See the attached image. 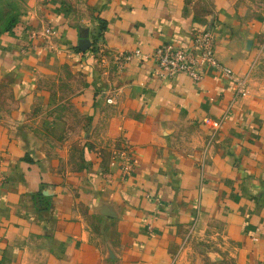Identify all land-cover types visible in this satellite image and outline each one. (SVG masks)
Wrapping results in <instances>:
<instances>
[{
	"label": "crops",
	"instance_id": "crops-1",
	"mask_svg": "<svg viewBox=\"0 0 264 264\" xmlns=\"http://www.w3.org/2000/svg\"><path fill=\"white\" fill-rule=\"evenodd\" d=\"M23 4L0 33V264H170L175 248L216 227L264 261L263 24L235 0ZM208 27L245 95L211 66L194 81L160 79L141 57L120 65L125 51L188 45ZM47 126L67 142L62 155L78 148L79 167L46 152ZM121 151L134 163L126 178L111 164Z\"/></svg>",
	"mask_w": 264,
	"mask_h": 264
},
{
	"label": "rangeland",
	"instance_id": "rangeland-1",
	"mask_svg": "<svg viewBox=\"0 0 264 264\" xmlns=\"http://www.w3.org/2000/svg\"><path fill=\"white\" fill-rule=\"evenodd\" d=\"M197 6H204L207 0H191ZM236 4L246 8L250 18H257L263 24V31L258 35L259 61L256 65V76L264 80V0H235ZM25 11L23 0H0V28H2L10 18L17 17L18 13ZM63 79V77H61ZM75 85V84H74ZM64 95L60 94L58 100H63ZM57 100V101H58ZM55 102V101H54ZM64 106L57 107L56 114H65ZM74 119L76 115L73 113ZM32 117V114L30 115ZM42 128L41 134L48 137L46 141V152L52 154L51 157L58 161V166L65 170L75 169L80 166L79 150L73 144L67 146L69 155L64 153L67 142L63 140H53L49 137L51 131L49 126ZM44 128V129H43ZM62 132L66 130L63 126H58ZM39 129V127H38ZM56 129V128H55ZM75 130V126L71 128ZM68 131V130H67ZM52 135V133H51ZM65 174V173H64ZM222 230L216 227L215 230H206L190 238L184 248H175L172 262L170 264H264L263 260H256L250 254L245 256L241 248H234L227 240L221 236ZM110 264H124L120 261H112Z\"/></svg>",
	"mask_w": 264,
	"mask_h": 264
},
{
	"label": "built area",
	"instance_id": "built-area-1",
	"mask_svg": "<svg viewBox=\"0 0 264 264\" xmlns=\"http://www.w3.org/2000/svg\"><path fill=\"white\" fill-rule=\"evenodd\" d=\"M51 33H53L52 26H46L42 31L44 36H48ZM214 44V31L208 27L194 32L188 45H178L169 42L162 43L147 55L139 48H135L121 53L119 61L120 65H123L136 57L150 59L155 64L154 73L160 79H170L179 73H184L194 81L202 77L204 68L211 66L219 70L223 76L231 78L234 81V97L245 95L247 91L245 78H238L231 68L223 65L216 59ZM205 123L217 125V122L211 119H206ZM111 164L118 165L121 178H126L133 170L134 165L127 151H121L118 157L112 160Z\"/></svg>",
	"mask_w": 264,
	"mask_h": 264
},
{
	"label": "trees",
	"instance_id": "trees-1",
	"mask_svg": "<svg viewBox=\"0 0 264 264\" xmlns=\"http://www.w3.org/2000/svg\"><path fill=\"white\" fill-rule=\"evenodd\" d=\"M21 13L22 12L18 13L17 17L10 18L8 22L2 28H0V33L10 31L14 27V25L17 23L19 15ZM100 27L101 28L104 27V21L102 19H100ZM24 159H26L27 161H31V159L27 155L24 156Z\"/></svg>",
	"mask_w": 264,
	"mask_h": 264
},
{
	"label": "water",
	"instance_id": "water-1",
	"mask_svg": "<svg viewBox=\"0 0 264 264\" xmlns=\"http://www.w3.org/2000/svg\"><path fill=\"white\" fill-rule=\"evenodd\" d=\"M90 45V41L88 39L87 34H81L79 40H78V48L80 50H85Z\"/></svg>",
	"mask_w": 264,
	"mask_h": 264
}]
</instances>
